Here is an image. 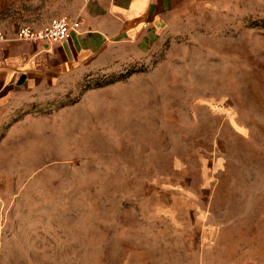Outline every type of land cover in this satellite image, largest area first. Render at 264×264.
Masks as SVG:
<instances>
[{"label": "rangeland", "instance_id": "rangeland-1", "mask_svg": "<svg viewBox=\"0 0 264 264\" xmlns=\"http://www.w3.org/2000/svg\"><path fill=\"white\" fill-rule=\"evenodd\" d=\"M0 264H264V0L0 108Z\"/></svg>", "mask_w": 264, "mask_h": 264}, {"label": "crops", "instance_id": "crops-1", "mask_svg": "<svg viewBox=\"0 0 264 264\" xmlns=\"http://www.w3.org/2000/svg\"><path fill=\"white\" fill-rule=\"evenodd\" d=\"M64 7L56 8L57 4ZM242 0H0V108L86 75L113 72L149 55L168 30ZM67 15L79 22L60 42L23 41Z\"/></svg>", "mask_w": 264, "mask_h": 264}, {"label": "built area", "instance_id": "built-area-1", "mask_svg": "<svg viewBox=\"0 0 264 264\" xmlns=\"http://www.w3.org/2000/svg\"><path fill=\"white\" fill-rule=\"evenodd\" d=\"M79 22L67 15H63L51 20L47 25L40 29L23 26L18 29L16 38L23 41H44L60 42L66 38L70 30L79 27ZM7 35L0 29V41H5Z\"/></svg>", "mask_w": 264, "mask_h": 264}]
</instances>
